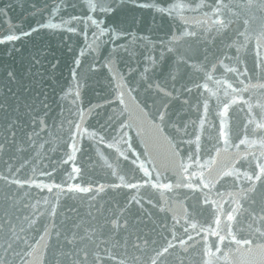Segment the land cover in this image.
Instances as JSON below:
<instances>
[{
    "label": "water",
    "instance_id": "water-1",
    "mask_svg": "<svg viewBox=\"0 0 264 264\" xmlns=\"http://www.w3.org/2000/svg\"><path fill=\"white\" fill-rule=\"evenodd\" d=\"M90 2L0 0V264H264V0Z\"/></svg>",
    "mask_w": 264,
    "mask_h": 264
},
{
    "label": "snow or ice",
    "instance_id": "snow-or-ice-1",
    "mask_svg": "<svg viewBox=\"0 0 264 264\" xmlns=\"http://www.w3.org/2000/svg\"><path fill=\"white\" fill-rule=\"evenodd\" d=\"M123 3H124V0H117V6L119 4H123ZM111 4H112V0H99V2L96 4H93L90 2L88 4V8H89V11H92V12L99 10V11H102L105 13H109V12L115 11V8L111 7ZM133 6L134 7H140V8H151V7H154V4L151 2V0H143V2H141V0H133ZM53 12H56V10H53ZM91 22L94 26L99 25V23H100L99 20H97V19H92ZM48 26L49 27H55V25H52V24H49ZM103 31H104L103 29H100L101 34H103ZM114 36L118 37L119 34L114 33ZM16 39H18L17 36L8 35L5 37V40L3 42H9L11 40H16ZM109 63H111V61H109ZM113 71H115L114 68H113ZM118 77H119V75L117 74V79H118ZM120 95L122 96V93ZM115 102L120 103L122 101H115ZM83 115L84 114H82V116ZM49 190H51V189H49ZM78 190L83 191V192L89 191V189L87 187L80 188ZM156 257L158 260L162 261L163 254L161 252H157Z\"/></svg>",
    "mask_w": 264,
    "mask_h": 264
}]
</instances>
